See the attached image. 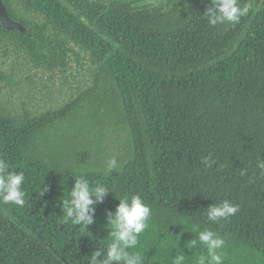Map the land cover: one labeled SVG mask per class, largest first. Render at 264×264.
Masks as SVG:
<instances>
[{"label":"trees","instance_id":"obj_1","mask_svg":"<svg viewBox=\"0 0 264 264\" xmlns=\"http://www.w3.org/2000/svg\"><path fill=\"white\" fill-rule=\"evenodd\" d=\"M2 2L27 30L0 22V58L13 65L1 79L33 70L79 84L38 115L0 105V159L26 177L25 204L0 203V264L103 259L125 194L151 208L129 250L142 264H196L205 229L225 240L222 264H264V0H239L249 13L215 26L202 16L211 0ZM77 177L106 187L83 230L62 219ZM223 200L239 210L209 220Z\"/></svg>","mask_w":264,"mask_h":264},{"label":"clouds","instance_id":"obj_2","mask_svg":"<svg viewBox=\"0 0 264 264\" xmlns=\"http://www.w3.org/2000/svg\"><path fill=\"white\" fill-rule=\"evenodd\" d=\"M214 7L207 9L202 16L208 24L215 26L225 22L238 23L240 19L249 13L250 4L240 6L239 0H211ZM115 166V160H107V167ZM264 169V162L258 165ZM6 160L0 159V203L22 207L25 204L26 193L21 189L26 177L23 171L9 170ZM106 192V187L100 182L90 186L89 181L83 177H77L68 193L70 199L63 201L64 221L81 225V229L93 222L89 215L92 209L89 207L94 202L101 201ZM120 202L114 213H108V227L110 239L107 241L106 254L103 259L100 250L97 249L90 257V264H142L143 253L141 251H129L136 249L139 238L149 227L148 221L151 215L150 206L142 200L140 195L120 196ZM239 210V205L223 200L219 204L210 206L207 211L209 220L227 219ZM198 241L206 248V255L201 254L196 259V264H222L224 260L223 248L225 240L210 229L198 233ZM197 240L191 242L195 245ZM184 255H177L171 260V264H183Z\"/></svg>","mask_w":264,"mask_h":264},{"label":"flooded vegetation","instance_id":"obj_3","mask_svg":"<svg viewBox=\"0 0 264 264\" xmlns=\"http://www.w3.org/2000/svg\"><path fill=\"white\" fill-rule=\"evenodd\" d=\"M19 23L24 27V29H7L4 26L3 27L7 30L26 32V26H24L21 22ZM12 67L13 65L10 61H4L0 58V71L6 73L9 72ZM58 78V76L54 77L55 83H47L44 79H41L39 75L35 74L33 70H31V77H26V74H24L23 77L15 76L13 83H7V81L1 79L0 77V105L8 110L14 109L17 110V112L28 110L36 115L47 110L58 108L60 105L62 106L65 104L71 93H75V88L79 84L77 82V78L75 76H71L69 73L65 76L66 79L63 83H59L60 80ZM58 83L62 84L63 89L57 90L56 88H53ZM32 94L35 95L32 96ZM36 94H43L45 97L41 103L38 102L40 104L37 103ZM56 94H59L60 97H56ZM56 99L57 101H55ZM52 101L54 103H52Z\"/></svg>","mask_w":264,"mask_h":264},{"label":"water","instance_id":"obj_4","mask_svg":"<svg viewBox=\"0 0 264 264\" xmlns=\"http://www.w3.org/2000/svg\"><path fill=\"white\" fill-rule=\"evenodd\" d=\"M0 22L2 26L7 29H24V27L19 22L14 21L8 16V13L2 0H0Z\"/></svg>","mask_w":264,"mask_h":264},{"label":"rangeland","instance_id":"obj_5","mask_svg":"<svg viewBox=\"0 0 264 264\" xmlns=\"http://www.w3.org/2000/svg\"><path fill=\"white\" fill-rule=\"evenodd\" d=\"M53 88H56L57 90L63 89V88H62V84H59V83L56 84V86L53 87ZM36 89H38V88H36ZM56 89H55V90H56ZM38 90H39V89H38ZM55 90H54V91H55ZM33 95H35V94H32V96H33ZM55 96H56V97H60L59 94H56ZM44 99H45V97L43 96V94H36V100H37V103H38V102L41 103ZM55 101H57V99H56ZM40 103H38V104H40ZM52 103H54V102L52 101Z\"/></svg>","mask_w":264,"mask_h":264}]
</instances>
